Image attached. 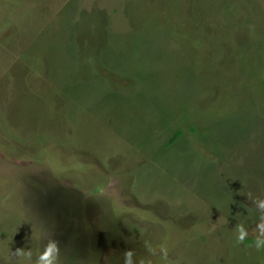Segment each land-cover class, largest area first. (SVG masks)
I'll return each instance as SVG.
<instances>
[{
    "label": "rangeland",
    "instance_id": "1",
    "mask_svg": "<svg viewBox=\"0 0 264 264\" xmlns=\"http://www.w3.org/2000/svg\"><path fill=\"white\" fill-rule=\"evenodd\" d=\"M126 1L0 0V264H264V0Z\"/></svg>",
    "mask_w": 264,
    "mask_h": 264
},
{
    "label": "clouds",
    "instance_id": "2",
    "mask_svg": "<svg viewBox=\"0 0 264 264\" xmlns=\"http://www.w3.org/2000/svg\"><path fill=\"white\" fill-rule=\"evenodd\" d=\"M251 197V194H249ZM252 203L255 205L257 212L259 213L257 222L252 229L253 232V244L251 245L257 251L264 250V199L252 197ZM235 243L237 245L244 244L249 237V229L243 222L238 223L234 229ZM145 249L148 255L140 260H134L135 253L129 249L123 253L124 264H153L151 257L159 256L163 261L169 259V249L165 245L161 244L159 247H154L151 242L145 241ZM32 252L25 251L23 248H17L14 252H11V256L15 258H27L32 259ZM61 246L60 241L48 237L42 250L38 253L35 264H60Z\"/></svg>",
    "mask_w": 264,
    "mask_h": 264
},
{
    "label": "trees",
    "instance_id": "3",
    "mask_svg": "<svg viewBox=\"0 0 264 264\" xmlns=\"http://www.w3.org/2000/svg\"><path fill=\"white\" fill-rule=\"evenodd\" d=\"M167 0H161V8H166V6L168 5L167 4V2H166ZM128 0L125 2V5H126V7H127V9H129L128 8ZM138 2H139V0H138ZM148 2V0H145L144 2H142V5H143V7H144V9H153L152 7H151V3H150V5H147L146 3ZM132 3H133V1H132ZM129 24H130V28L132 29V30H134L135 31V35L138 37L137 39H134L131 35H130V31H127V33L126 34H129L127 37L129 38V40H130V43L131 42H133V44L135 45V47H136V43H137V41H140V42H142V43H146L147 42V40L149 39V32L147 31V29L145 28V29H142V30H140V26L141 25H139L137 28L135 27V25L133 24V22H132V20H131V16H132V12L131 13H129ZM161 22H163V20H161ZM169 28H171V30L173 31V30H175L176 28H179L180 26L179 25H175V24H171V25H167ZM126 34H125V36L123 37V39H121V40H119L120 42H124V43H128V41H127V37H126ZM123 40V41H122ZM117 42V43H120V42ZM126 45V46H125ZM129 45V44H128ZM209 46H211V44H209L208 45V47ZM145 46L144 45H142V48H144ZM207 47V48H208ZM120 48H121V50H122V52L124 53V55H125V59L127 58V53H126V51L128 50V46H127V44H122L121 46H120ZM207 48H206V50H207ZM139 50L140 49H137V48H134L133 47V53H135V55H137V56H140V52H139ZM205 50V51H206ZM114 51V49L112 48V47H106L103 51H101L103 54H105V56L107 57L108 55H110L112 52ZM204 51V52H205ZM204 52L202 53V54H204ZM129 53V52H128ZM191 54V53H190ZM202 54H201V56H202ZM120 53H119V55L115 58V59H113L112 61H113V64L115 63V64H117V59H119L120 60ZM195 55V54H194ZM193 58H194V56H193ZM216 58H214V59H212V60H210V61H208V62H203V63H206V64H208L209 62H213L214 60H215ZM111 66V65H110ZM202 69V70H204L205 71V69L204 68H202L201 66H199V65H196V66H194V72H195V70H199V69ZM155 134V133H154ZM181 134H182V129H180V128H176L173 132H172V134L169 136V138L167 139V141H166V145H169V144H171L172 142H175V140H177L180 136H181ZM156 135V134H155Z\"/></svg>",
    "mask_w": 264,
    "mask_h": 264
}]
</instances>
